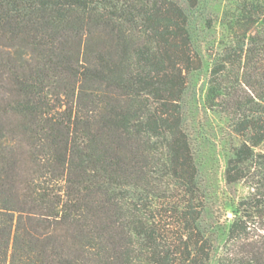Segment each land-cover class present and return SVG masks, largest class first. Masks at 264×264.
I'll return each mask as SVG.
<instances>
[{
	"label": "trees",
	"instance_id": "obj_1",
	"mask_svg": "<svg viewBox=\"0 0 264 264\" xmlns=\"http://www.w3.org/2000/svg\"><path fill=\"white\" fill-rule=\"evenodd\" d=\"M221 25L205 106L246 192L219 230L183 128L205 57L179 3L0 0V264H264V0Z\"/></svg>",
	"mask_w": 264,
	"mask_h": 264
},
{
	"label": "rangeland",
	"instance_id": "obj_2",
	"mask_svg": "<svg viewBox=\"0 0 264 264\" xmlns=\"http://www.w3.org/2000/svg\"><path fill=\"white\" fill-rule=\"evenodd\" d=\"M189 18V32L194 46L202 53L204 65L200 71L190 75L184 95L183 128L188 136L197 166L201 186L207 197V208L203 223H213L218 218L221 230L233 217L235 204L246 189L241 185H227L224 170L232 146L238 139L230 135L227 119L205 106V93L209 73L207 50L215 38L222 33V20L240 0H199L189 9L184 0H175ZM211 20L212 28H207ZM217 40V39H216ZM218 246L223 242V233H218Z\"/></svg>",
	"mask_w": 264,
	"mask_h": 264
}]
</instances>
